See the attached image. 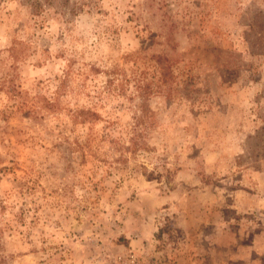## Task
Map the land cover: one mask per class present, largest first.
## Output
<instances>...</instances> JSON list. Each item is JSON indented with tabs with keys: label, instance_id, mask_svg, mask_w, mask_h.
<instances>
[{
	"label": "rangeland",
	"instance_id": "1",
	"mask_svg": "<svg viewBox=\"0 0 264 264\" xmlns=\"http://www.w3.org/2000/svg\"><path fill=\"white\" fill-rule=\"evenodd\" d=\"M0 264H264V0H0Z\"/></svg>",
	"mask_w": 264,
	"mask_h": 264
}]
</instances>
